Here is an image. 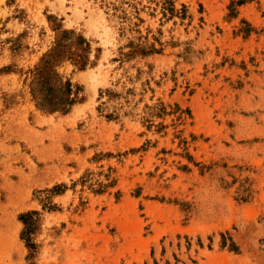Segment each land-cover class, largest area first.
Masks as SVG:
<instances>
[{"label": "rangeland", "instance_id": "374dc122", "mask_svg": "<svg viewBox=\"0 0 264 264\" xmlns=\"http://www.w3.org/2000/svg\"><path fill=\"white\" fill-rule=\"evenodd\" d=\"M63 30L88 63L46 111ZM8 235L20 264H264V0H0Z\"/></svg>", "mask_w": 264, "mask_h": 264}, {"label": "trees", "instance_id": "16d2710c", "mask_svg": "<svg viewBox=\"0 0 264 264\" xmlns=\"http://www.w3.org/2000/svg\"><path fill=\"white\" fill-rule=\"evenodd\" d=\"M70 32L63 30L57 36L54 46L43 55L33 71L31 91L36 105L42 110L65 112L75 101L73 85L60 75L57 65L63 59L71 58L80 67H85L89 43L79 35L75 38L74 47H70L63 41Z\"/></svg>", "mask_w": 264, "mask_h": 264}, {"label": "crops", "instance_id": "0c3cea01", "mask_svg": "<svg viewBox=\"0 0 264 264\" xmlns=\"http://www.w3.org/2000/svg\"><path fill=\"white\" fill-rule=\"evenodd\" d=\"M6 150H11L9 147ZM10 157V155H8ZM11 236V235H10ZM8 238L5 237L4 240H0V249L4 248L5 254H2L0 251V264H20L22 260V255H19L18 257L16 255H7V252H11L14 250V241L12 242L11 239L9 240Z\"/></svg>", "mask_w": 264, "mask_h": 264}]
</instances>
